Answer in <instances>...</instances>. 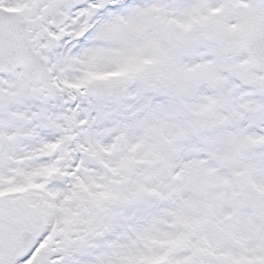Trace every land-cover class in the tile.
Wrapping results in <instances>:
<instances>
[{"label":"snow or ice","instance_id":"1","mask_svg":"<svg viewBox=\"0 0 264 264\" xmlns=\"http://www.w3.org/2000/svg\"><path fill=\"white\" fill-rule=\"evenodd\" d=\"M0 264H264V0H0Z\"/></svg>","mask_w":264,"mask_h":264}]
</instances>
